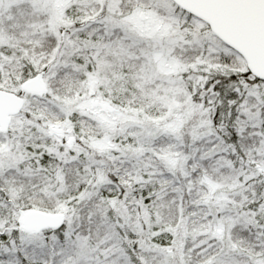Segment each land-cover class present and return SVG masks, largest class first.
Segmentation results:
<instances>
[{
    "label": "snow or ice",
    "instance_id": "snow-or-ice-1",
    "mask_svg": "<svg viewBox=\"0 0 264 264\" xmlns=\"http://www.w3.org/2000/svg\"><path fill=\"white\" fill-rule=\"evenodd\" d=\"M0 264H264V0H0Z\"/></svg>",
    "mask_w": 264,
    "mask_h": 264
}]
</instances>
